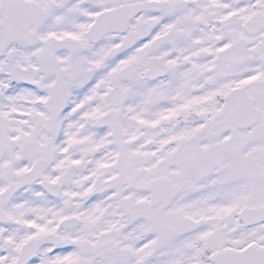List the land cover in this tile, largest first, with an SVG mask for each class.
I'll list each match as a JSON object with an SVG mask.
<instances>
[{"label":"snow or ice","instance_id":"obj_1","mask_svg":"<svg viewBox=\"0 0 264 264\" xmlns=\"http://www.w3.org/2000/svg\"><path fill=\"white\" fill-rule=\"evenodd\" d=\"M0 264H264V0H0Z\"/></svg>","mask_w":264,"mask_h":264}]
</instances>
